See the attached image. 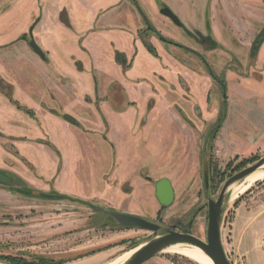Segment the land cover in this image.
<instances>
[{
  "label": "rangeland",
  "instance_id": "obj_1",
  "mask_svg": "<svg viewBox=\"0 0 264 264\" xmlns=\"http://www.w3.org/2000/svg\"><path fill=\"white\" fill-rule=\"evenodd\" d=\"M134 2L143 12L136 8V37L152 60L116 30L81 49L92 32L63 13L67 27L50 28L46 6L51 20L72 7L76 26L78 0H0V131L15 133L0 135V168L12 180L0 184V264H112L152 236L117 233L124 229L97 208L206 241L208 197L264 157V0ZM165 178L175 199L162 208L155 185ZM239 197L228 193L224 204V246L233 264H264V181ZM144 264L198 263L165 251Z\"/></svg>",
  "mask_w": 264,
  "mask_h": 264
},
{
  "label": "water",
  "instance_id": "obj_2",
  "mask_svg": "<svg viewBox=\"0 0 264 264\" xmlns=\"http://www.w3.org/2000/svg\"><path fill=\"white\" fill-rule=\"evenodd\" d=\"M161 14L169 18L175 25L179 27L182 25L180 19L171 9L167 7L163 8ZM30 46L40 57H44L43 51L35 41H31ZM65 119L70 123H75V119L69 115H66ZM262 167H264V157L256 164L230 177L224 183L217 199L208 197V226L206 241L192 235L191 233H181L170 230L156 222L135 214L108 211L102 208H97V210L107 215L108 218L121 229H138L152 233V236L147 241L138 244L136 247L129 250H135V252L124 264H144L176 245H188L198 248L212 261L213 264H233L224 246L222 233L224 204L228 195V190L232 185L243 181ZM0 183L10 185L12 180L7 175L0 172ZM155 187L156 197L161 207H170L175 199V191L171 181L166 178L161 179L156 183ZM205 191L206 195L209 196L210 185L208 179L206 180Z\"/></svg>",
  "mask_w": 264,
  "mask_h": 264
},
{
  "label": "crops",
  "instance_id": "obj_3",
  "mask_svg": "<svg viewBox=\"0 0 264 264\" xmlns=\"http://www.w3.org/2000/svg\"><path fill=\"white\" fill-rule=\"evenodd\" d=\"M166 2H169L170 0H165ZM78 3L81 5L82 9V15L81 16H73L72 18L78 19V25H74L71 19L70 14L72 12V7L67 8L64 6V8H57L55 11L54 19H50V7L49 5L46 6V15L45 18L47 21L50 20V28H59L61 26H65L62 24V21L60 19V15L63 13V18H68V22L70 21L71 26L70 27H77L81 29H89L87 30V33L92 34V37L89 38H83L82 42H79L82 46L81 49H83V44H85L93 47V49H96V42L97 45L101 43L103 46V40L102 41H96L95 35L102 34L103 32L107 31V33H110L112 36H115V34H112V31L116 30L117 32H121L122 38L125 40L126 43L132 42L133 45H135V48L137 49L138 53H143L148 60H152L146 53V49L144 45L142 44L141 40L136 37V29L139 27L142 23L139 19V15L136 14V7L133 3V0H78ZM173 6L171 5V8ZM69 9V11L67 10ZM174 10V8H172ZM65 11V12H63ZM175 11V10H174ZM176 12V11H175ZM177 13V12H176ZM178 14V13H177ZM179 17L180 14H179ZM44 17H41L40 19L36 20V28L38 26H41L43 22ZM181 20L185 22V20L181 17ZM135 21H138V26L135 27L134 23ZM137 23V22H136ZM73 24V25H72ZM67 27V26H65ZM97 28L101 29L100 31H97ZM119 32V33H120ZM78 39V37H76ZM86 39V41H85ZM61 44L65 45L64 42ZM114 45V44H113ZM65 47V46H64ZM123 44L119 48V54L128 57V53L124 52L122 50ZM44 48V47H43ZM66 48V47H65ZM45 49L46 54V60H50L53 55V52H50V50ZM98 50H100L98 48ZM74 59V56H73ZM136 59V58H135ZM134 59V61H135ZM82 64V63H81ZM136 66V64H134ZM132 71V70H131ZM128 73V72H127ZM96 75V74H95ZM98 87H99V81H98ZM22 137V136H19ZM23 138V137H22ZM13 144L18 142L20 138H11ZM56 161V160H55ZM21 177V176H20ZM96 228H89L88 230L95 231ZM128 229L124 230H117L116 232H124ZM124 234L118 235L116 240H122L124 237Z\"/></svg>",
  "mask_w": 264,
  "mask_h": 264
},
{
  "label": "bare ground",
  "instance_id": "obj_4",
  "mask_svg": "<svg viewBox=\"0 0 264 264\" xmlns=\"http://www.w3.org/2000/svg\"><path fill=\"white\" fill-rule=\"evenodd\" d=\"M261 181H264V167L260 168L258 171L254 172L243 181L238 182L229 188L228 193L231 194V201L236 200L240 195L244 194L248 189L253 188L256 183ZM171 251L184 255L198 264H213L212 261L207 256H205L201 250L193 246L176 245L166 250V252ZM134 252L135 250H131L125 253L112 264H124Z\"/></svg>",
  "mask_w": 264,
  "mask_h": 264
},
{
  "label": "flooded vegetation",
  "instance_id": "obj_5",
  "mask_svg": "<svg viewBox=\"0 0 264 264\" xmlns=\"http://www.w3.org/2000/svg\"><path fill=\"white\" fill-rule=\"evenodd\" d=\"M135 0H133V3H135L134 2ZM135 5V4H134ZM136 7V6H135ZM140 7V6H139ZM163 8H166V7H163ZM162 8V9H163ZM168 8V7H167ZM161 9V10H162ZM170 9V8H169ZM140 10H141V12H142V9H141V7H140ZM139 12V11H138ZM142 14H143V12H142ZM175 15L180 19V17L175 13ZM164 16V15H163ZM164 17H166V16H164ZM167 18V17H166ZM143 19L145 20V22H148L147 23V25L149 24V20H148V18L146 17V16H143ZM169 19V18H168ZM180 21H181V23H182V25L180 26L181 28H185V23L180 19ZM177 26V25H176ZM179 27V26H178ZM151 28L152 27H150L149 26V29L151 30ZM32 31V30H31ZM264 34V33H263ZM160 40L163 42V43H166V44H169V45H174V46H176V47H179V48H181V49H184L183 48V46L182 45H179V44H177L176 42H173V41H171V40H168V39H166V38H164L163 37V39H161L160 38ZM202 42L204 43V44H210V42H209V40L208 39H206V38H202ZM212 46V45H211ZM122 55L121 54H117V58H118V62H120V61H122L121 59H122V57H121ZM121 63V62H120ZM215 78V77H214ZM216 79V78H215ZM95 87H94V90L96 89V88H99L98 87V83H97V86H96V84L94 85ZM221 88H222V85H221ZM99 90V89H98ZM97 91V90H96ZM15 101L16 102H18L16 99H15ZM12 104V103H11ZM20 104V103H19ZM12 105H14V104H12ZM15 106V105H14ZM16 107V106H15ZM22 108H27V107H24V106H22L21 108H18V109H22ZM14 125V124H13ZM6 134H8V135H15V133H6L5 131H0V135H6ZM49 145H50V143H49ZM51 146H52V144H51ZM0 172L1 173H3V174H5V172L0 168ZM151 180V179H150ZM1 184V183H0ZM12 184V183H11ZM10 184V185H11ZM1 185H4V184H1ZM156 186V185H155ZM19 194H21V191H19ZM41 194H43L44 196H50V195H48L47 193H43V192H41ZM163 208V207H162Z\"/></svg>",
  "mask_w": 264,
  "mask_h": 264
},
{
  "label": "trees",
  "instance_id": "obj_6",
  "mask_svg": "<svg viewBox=\"0 0 264 264\" xmlns=\"http://www.w3.org/2000/svg\"><path fill=\"white\" fill-rule=\"evenodd\" d=\"M134 4H135L137 10L139 11V13L142 14L139 5H138L136 2H135ZM151 30H152V29H151ZM152 31H154L159 37L161 36V34L158 33L156 30H152ZM160 38L163 39V37H160ZM263 40H264V34L261 35V36L259 37V39H258V41H257V44H259V42L261 43ZM148 49H149L150 51L152 50L149 46H148ZM152 51H153V50H152ZM223 120H224L223 117L219 118V124H221ZM219 126H220V125H219ZM209 183H210V185H211V180H210ZM32 192L34 193V191H32ZM106 226H107V225H106ZM136 246H137V245H136ZM136 246H135V247H136ZM15 260H17V259H14L13 261H15ZM40 260H41L40 264H52V263H48L46 259H40ZM12 264H18V263H16V262H12ZM26 264H30V263H26ZM59 264H61V263H59Z\"/></svg>",
  "mask_w": 264,
  "mask_h": 264
},
{
  "label": "built area",
  "instance_id": "obj_7",
  "mask_svg": "<svg viewBox=\"0 0 264 264\" xmlns=\"http://www.w3.org/2000/svg\"><path fill=\"white\" fill-rule=\"evenodd\" d=\"M262 244H263V246H264V242H263Z\"/></svg>",
  "mask_w": 264,
  "mask_h": 264
}]
</instances>
